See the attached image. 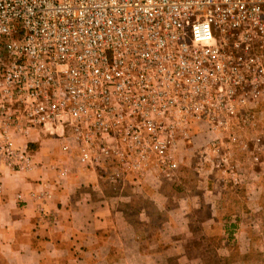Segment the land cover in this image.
I'll return each instance as SVG.
<instances>
[{
    "label": "built area",
    "instance_id": "1",
    "mask_svg": "<svg viewBox=\"0 0 264 264\" xmlns=\"http://www.w3.org/2000/svg\"><path fill=\"white\" fill-rule=\"evenodd\" d=\"M262 101L264 0H0V156L14 168L31 163L16 137L46 132L115 194L175 184L201 133L195 152L217 166L248 146Z\"/></svg>",
    "mask_w": 264,
    "mask_h": 264
},
{
    "label": "crops",
    "instance_id": "2",
    "mask_svg": "<svg viewBox=\"0 0 264 264\" xmlns=\"http://www.w3.org/2000/svg\"><path fill=\"white\" fill-rule=\"evenodd\" d=\"M39 137H16L22 147L28 144L26 168H14L0 156V264H155L146 260L184 257L172 250L186 242L178 236L186 225L178 227V211L204 205L192 196L189 177L180 179L185 187H168L176 204L161 187L157 194L115 195L94 171L55 155ZM224 189L209 191V211L219 210L215 201L227 194ZM182 194L187 199L178 210Z\"/></svg>",
    "mask_w": 264,
    "mask_h": 264
},
{
    "label": "rangeland",
    "instance_id": "3",
    "mask_svg": "<svg viewBox=\"0 0 264 264\" xmlns=\"http://www.w3.org/2000/svg\"><path fill=\"white\" fill-rule=\"evenodd\" d=\"M254 110L256 120L254 119L242 131V138L248 146L224 149V152L229 153V159L224 164L217 166L204 154L195 152L197 149L200 150V147H203L202 145L211 137L207 133L195 137L196 145L181 149L185 161L181 164L180 179L183 175L189 177L188 182L195 186L194 190H196L192 196L203 202L204 207L197 206L199 209L192 212L178 211V217L176 216L178 227L181 223H186L184 227L178 229V236H183L186 242H178V246L172 250L178 252V255H184L181 260L172 257L167 261L159 259L152 261L148 258L151 261L146 260L147 263L264 264V101L254 107ZM39 134V139L45 140L44 144L52 149L55 155L68 156L66 152L61 151L59 139L46 132ZM257 136L262 137V143L256 147L254 138ZM71 161L70 159V163ZM73 161L76 163L75 166L81 165L76 159ZM227 176L229 178L225 180ZM180 179L176 185L169 180L152 184L149 180L130 179L123 194H157L161 191L159 190L161 187L165 190V194H170L172 204H176V195L170 193L168 187H185ZM226 187L229 189L227 194L218 197L215 201L219 210L209 211L206 200L210 204L211 199L214 198L209 191L212 188L223 191ZM186 199L183 194L178 195V210L180 202H185ZM167 215L169 216V212ZM144 246L150 250L149 245ZM152 250L156 251L158 248Z\"/></svg>",
    "mask_w": 264,
    "mask_h": 264
},
{
    "label": "trees",
    "instance_id": "4",
    "mask_svg": "<svg viewBox=\"0 0 264 264\" xmlns=\"http://www.w3.org/2000/svg\"><path fill=\"white\" fill-rule=\"evenodd\" d=\"M31 147V145H29Z\"/></svg>",
    "mask_w": 264,
    "mask_h": 264
}]
</instances>
